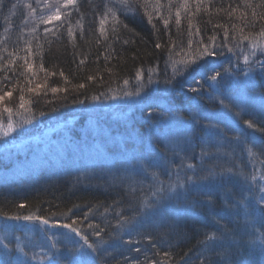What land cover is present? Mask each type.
Instances as JSON below:
<instances>
[{
  "label": "trees",
  "instance_id": "trees-1",
  "mask_svg": "<svg viewBox=\"0 0 264 264\" xmlns=\"http://www.w3.org/2000/svg\"><path fill=\"white\" fill-rule=\"evenodd\" d=\"M109 2L76 0L51 27L37 20L36 31L23 35L42 12L33 3L30 12L0 0V117H9L4 109L11 108L13 117L63 118L121 89L138 72L161 75L172 61L190 60L194 73L182 83L186 94L172 82L170 93L181 96L172 97L167 109H144L160 113L147 128L174 116L187 131L170 143L156 130L145 135L146 126L135 122L139 156L118 174L113 168L71 171L62 165L0 185V222L69 224L99 245V252L88 251L92 264H254L257 252L246 245L261 230H254L253 220L262 213L247 201L246 181L264 175V131L245 122L264 129V74L244 102L238 93L224 95L221 121L210 123L203 113L217 110L204 93L208 77L222 72L207 63L264 44V0H138L115 21L108 13L112 21L101 34ZM262 56L258 51L256 58ZM194 87L196 92L189 91ZM191 97L201 110L189 103L188 112L185 101ZM255 100L262 105L253 107ZM197 167L199 182L192 190L184 184L183 192H166L173 183H187L189 170ZM66 258L60 254L57 264H68Z\"/></svg>",
  "mask_w": 264,
  "mask_h": 264
},
{
  "label": "rangeland",
  "instance_id": "rangeland-1",
  "mask_svg": "<svg viewBox=\"0 0 264 264\" xmlns=\"http://www.w3.org/2000/svg\"><path fill=\"white\" fill-rule=\"evenodd\" d=\"M10 1L14 5L13 10L21 7L32 12L28 5L33 3L42 12L40 17L30 23L33 25L32 28L22 32L23 35H27V33L31 35L35 32V22L37 20L43 22L47 17L53 15L59 7L60 19H53L48 23L43 22V24L51 27L52 24L61 20V15L71 6L64 7L65 0ZM109 1L111 2H109L110 7L116 15H124L128 12L122 7L119 0ZM32 17L29 16L28 21ZM109 18L110 16L104 20L103 26L108 23L107 21L112 16ZM258 51L264 54V44L261 47L255 45V49L254 46L249 50L245 49L243 55L246 56L231 51L227 57L224 53V58H220V61L213 60V62L207 63L213 65L212 68L222 71L219 72L220 75L215 81L207 79L208 90L204 93L207 95L205 101L216 104L217 108L213 113L204 110L203 115L207 116L210 123L215 122V120L221 121L224 117V106L221 102L225 97L224 95L231 96L233 93H238L244 102L247 99L248 88L252 84L254 85L259 77L263 76L264 57L257 59ZM245 57L248 58L247 63H245ZM189 61H172L161 75L142 73L139 79L136 77L134 81L124 85L121 89L101 98L90 100L63 118L44 119L25 114L11 116L13 128L8 131L9 117H0V185L11 186L13 183L22 181L29 174L34 175L53 168L60 169L62 165H65L66 168L64 169L71 171L91 169L112 171L110 169L113 168L112 172L118 174L124 166H129L128 163H131V160L136 161L139 156L136 153V144L137 135L141 134L139 130L133 129L135 122L146 126L145 135L151 130H156L163 134L164 141L172 143L176 136L179 135L180 137L181 134L186 133V123L182 119L172 116L166 120L161 118L158 127L149 126L147 128L150 118L153 115L158 117L160 113L158 111L148 113V111L144 112V109L147 110L148 107L150 109L156 105L157 110L167 109L172 97L181 96V94L170 93L169 84L172 82H179L175 88L179 93L186 94L185 89L182 88V83L185 82L186 78L189 81L194 73L191 71L193 65ZM174 69L177 71L174 72ZM182 96L185 95L182 94ZM188 99L187 103L185 101V105L189 108V113H191L189 103H191L192 110L201 108L196 98ZM255 102L253 107L262 105L259 100H255ZM25 119L29 120L30 123H24ZM5 131L8 132L7 135L4 134ZM176 132L178 134H174ZM122 161L126 164H121ZM202 165L200 163L199 167L201 168ZM140 167L137 165L136 169L141 170ZM199 167L195 170H189V177L184 179L188 182L183 180L185 183L182 181L183 184L179 183V185H183L182 187H168L166 192L171 194L176 193V191L183 192L184 184L187 188L191 187L192 190L199 182L197 171L200 170ZM258 177L250 176L249 180L246 181L248 189L246 198L252 203L256 212L262 213L259 215L262 217L259 221L257 215H255V220L252 219L254 230L258 231L259 227L261 230L255 233L253 242H248L246 247L248 246L247 250L250 252H257L254 264H264V175L263 177L258 175ZM171 185H178V182ZM244 205L245 203L241 204L243 212H245ZM5 244L7 247H4ZM81 246L83 245L78 242L77 235L70 229L61 227V225L42 223L34 225L2 220L0 222V264H57L60 254L63 253L67 255L68 264H92L90 254L88 256L81 254L83 251L88 252L89 249Z\"/></svg>",
  "mask_w": 264,
  "mask_h": 264
},
{
  "label": "snow or ice",
  "instance_id": "snow-or-ice-1",
  "mask_svg": "<svg viewBox=\"0 0 264 264\" xmlns=\"http://www.w3.org/2000/svg\"><path fill=\"white\" fill-rule=\"evenodd\" d=\"M75 2H76V0H65L63 6H64V7H67L68 5H73V4H75ZM119 3H120V4L122 5V7H123L124 9H126L127 11H131V10H132V5L137 4V3H138V0H119ZM28 7L31 8V5H28ZM108 13H111V15H112V19H113L114 21L117 20L116 14H115V12L113 11V9H112L111 7H107V6H106V11H105V13H104V15H103V18L101 19V28H100L101 34H103V32H104L103 24H104V20L107 19ZM176 15H177V23H179L180 21H179V12H178V11H177ZM53 19H56V20L60 19V8H59V7H57V9H56V11H55V13H54L53 15L47 17V19L43 20V22H44V23H48V22H51ZM117 22H118V21H117ZM70 34H71V33H70ZM261 35L264 36V32H262ZM246 38H247V37H245V39H246ZM157 47H159V45H157ZM254 49H255V46H254ZM244 59H245V63H247V59H248V58L245 57ZM81 63H83V61H81ZM262 67H264V65H262ZM176 71H177V70L174 69V72H176ZM219 75H220V73H216V75L209 76L208 78H209L210 80L215 81L216 78H217V76H219ZM137 78H138V79L140 78V73H139V72L137 73ZM124 83L127 84L128 81L125 80ZM80 87L82 88V87H84V85L81 84ZM52 91H53V92H56L57 89H56V88H53ZM189 91H191V92H196V91H197V88H195V87H194V88H190ZM137 94H139V93H137ZM5 95L10 96L11 93H5ZM20 99H21V101H23V97H21ZM0 100H3V97H0ZM20 107H21V108L23 107V103H21ZM225 107L228 108L227 105H225ZM229 110H230V109H229ZM12 111H13V110H12L11 108H5V109H4V112H6V113L9 114V122H8V124H7V129H8V131L12 130V128H13V125H12V123H11V119H10ZM24 123H30V121L27 120V119H25ZM245 123L247 124V126H248L249 128H253V129L256 130V131H264V129L255 128V125H254L252 122L246 121ZM4 134L7 135L8 132L5 131ZM188 167L191 168V167H193V166H192V165H188ZM176 186H180V187H182L183 185H179V184H178V185H175V186L170 185L169 187H170V188H173V187H176ZM20 207H23V205H20ZM11 218H12V219H18V217H11ZM24 219H25V220H30V219H32V217H30V216H26V217H24ZM42 222H43V223H47L46 220H44V221H42ZM72 223L75 224V221H73ZM61 227H63V228H67V229H70L71 232L75 233L77 236H80L81 240H83V242H84V245L87 246V249H90L92 252H99V251H100V247H99V245H96L95 243H90V242H89V238H88V236H87V235H82V234L78 231L77 228L72 227V226L69 225V224L61 225ZM90 227H91V226H90ZM96 235L99 236V232H97ZM208 239H209V240H212L213 237L209 236ZM53 246L55 247V245H53ZM4 247H7V245L5 244ZM81 247L83 248V246H81ZM81 254H82V256H88L90 253H88L87 251H83Z\"/></svg>",
  "mask_w": 264,
  "mask_h": 264
}]
</instances>
